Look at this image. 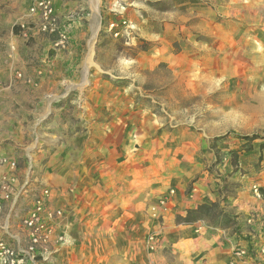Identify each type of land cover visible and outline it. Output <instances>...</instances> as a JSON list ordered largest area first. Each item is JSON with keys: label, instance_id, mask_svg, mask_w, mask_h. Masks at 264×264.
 Wrapping results in <instances>:
<instances>
[{"label": "rangeland", "instance_id": "rangeland-1", "mask_svg": "<svg viewBox=\"0 0 264 264\" xmlns=\"http://www.w3.org/2000/svg\"><path fill=\"white\" fill-rule=\"evenodd\" d=\"M109 1L117 10L105 8L93 53L84 43L79 57L57 65L66 90L37 127L38 182L23 207L26 214L43 187L57 203L63 197L76 264H166L165 243L161 253L147 246L167 220H155L152 206L204 183L219 186L222 201L243 176L264 172V0ZM255 133L253 150L243 151L241 137ZM231 151H241L235 171ZM244 218L254 230L234 251L249 258L234 264H264L257 216Z\"/></svg>", "mask_w": 264, "mask_h": 264}, {"label": "crops", "instance_id": "crops-1", "mask_svg": "<svg viewBox=\"0 0 264 264\" xmlns=\"http://www.w3.org/2000/svg\"><path fill=\"white\" fill-rule=\"evenodd\" d=\"M33 4L34 0H0V158L18 162L15 170L0 164V180L3 177L11 179L16 191L11 200L0 197V238L13 241L25 236L21 225L25 215L23 196L29 192L25 188L27 184L31 189L34 182H38L34 176V168L38 164L33 159L38 140L37 127L50 113L55 92L63 88L59 80V67L74 56L79 57L84 43L90 44V52L92 50L93 53L91 46L104 24L105 8L112 12L117 10L113 8V2L107 4L106 0H57L56 12L68 26L71 51L53 55L50 50L54 36L41 33L36 28L31 31L29 39L22 36V26L35 24L36 16L30 13ZM18 72L23 74L22 78L17 76ZM244 178L235 188L233 197L228 198L233 213L240 215L236 219L237 224L228 229L207 226L198 231L202 221L184 224L176 220L177 215L184 216L188 209L220 201L219 186L204 183L198 184L187 194L178 191L176 200L170 201L171 211L165 217L167 220L158 236L160 245L157 250H161L165 243L172 259L167 262V257L159 255L161 261L166 258V264H228L234 259L236 244L242 243L239 238L242 235L251 236L254 230V226H248L245 222L244 217L250 214L257 216L255 232L258 234L257 230L260 229L258 236L264 238V201L253 192V186L257 185L264 194V172L249 180ZM41 184L44 185V182ZM58 204L64 209L59 231L65 234L66 242L61 244L54 241L44 257L26 264H66V260L69 264H76L75 249L72 248L76 241L75 227H71L72 220L65 213L63 197H60ZM127 242L131 245L129 251L136 250L135 240L129 238ZM136 258L138 255L133 253L131 259Z\"/></svg>", "mask_w": 264, "mask_h": 264}, {"label": "built area", "instance_id": "built-area-1", "mask_svg": "<svg viewBox=\"0 0 264 264\" xmlns=\"http://www.w3.org/2000/svg\"><path fill=\"white\" fill-rule=\"evenodd\" d=\"M57 0H34L33 6L30 8V13L36 16L35 24L22 26V36L25 39L30 38L33 28L38 29L41 33L54 36L52 45L56 49H66L70 42L69 29L64 20L57 14L55 3ZM126 24V21H122ZM120 23L110 21L107 29L112 32V35L119 36L118 30ZM19 78L23 74L18 72ZM1 165H7L11 170L18 168V162L9 158H0ZM29 184L25 188H27ZM253 191L257 198L263 199L257 185L253 186ZM174 194L175 190H170ZM16 195V191L11 179L3 177L0 180V197L3 200H11ZM170 200L163 197L157 205L151 207V215L155 220L165 218L170 212ZM64 216V209L57 203L56 197L52 190L48 187H43L42 191L35 196L32 206L28 209L25 216L21 219V225L25 236L22 239L15 241L0 238V264H26L28 261H36L38 257H44L48 253L53 242L65 243L66 236L59 231L61 219ZM249 224L253 222L252 218L247 220ZM203 228L198 227V231ZM159 245V237L157 233H151L147 238V246L151 251H155ZM264 254V245L260 248ZM249 258L247 249H238L234 251L233 257ZM234 259L230 264H234ZM250 260V259H249Z\"/></svg>", "mask_w": 264, "mask_h": 264}, {"label": "trees", "instance_id": "trees-1", "mask_svg": "<svg viewBox=\"0 0 264 264\" xmlns=\"http://www.w3.org/2000/svg\"><path fill=\"white\" fill-rule=\"evenodd\" d=\"M259 138L258 134L244 135L241 137L243 140V151H252L254 148V142ZM241 151H231V155H234L233 171L238 167V154ZM222 196V195H221ZM223 200L220 202L204 203L197 208L188 209L186 214L177 215V222L184 224H192L197 221L210 220L212 225L216 228L228 229L237 224L236 217L230 213L229 199L223 194ZM227 198V199H226ZM222 202V203H221ZM229 209V210H228Z\"/></svg>", "mask_w": 264, "mask_h": 264}]
</instances>
